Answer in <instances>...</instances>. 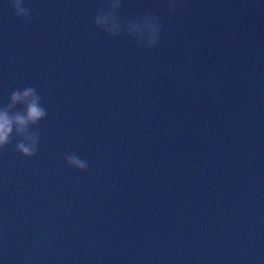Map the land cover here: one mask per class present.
Returning a JSON list of instances; mask_svg holds the SVG:
<instances>
[{
  "label": "water",
  "instance_id": "obj_1",
  "mask_svg": "<svg viewBox=\"0 0 264 264\" xmlns=\"http://www.w3.org/2000/svg\"><path fill=\"white\" fill-rule=\"evenodd\" d=\"M110 2L0 0V107L47 111L34 156L0 149V264H264V0H120L152 49Z\"/></svg>",
  "mask_w": 264,
  "mask_h": 264
},
{
  "label": "clouds",
  "instance_id": "obj_2",
  "mask_svg": "<svg viewBox=\"0 0 264 264\" xmlns=\"http://www.w3.org/2000/svg\"><path fill=\"white\" fill-rule=\"evenodd\" d=\"M14 15L19 18L27 19L31 15V10L24 6V0H10ZM167 10L169 12L176 11V0H167ZM120 7V0H111L107 7L98 9L94 19L95 25L106 32L109 36H116L122 31L135 39L141 47L145 49L154 48L159 42L161 36L162 25L159 17L145 13L137 20L128 21L121 24L117 16V10ZM111 20V26L109 25ZM135 24L137 28L143 26L144 32L137 33L130 31L129 26ZM147 39V44L144 40ZM41 97L36 92V89L26 86L23 90L16 89L11 95L6 106L0 107V149L5 148L12 143L13 136L19 140L15 144V151L25 157H32L37 153L40 134L36 131H31L33 126L47 116V111L40 104ZM20 105V109H17ZM65 162L69 167L80 171H85L88 168L86 161L76 155H66Z\"/></svg>",
  "mask_w": 264,
  "mask_h": 264
}]
</instances>
